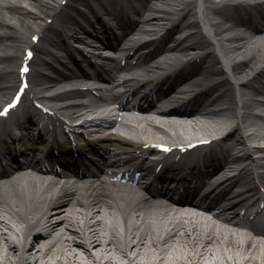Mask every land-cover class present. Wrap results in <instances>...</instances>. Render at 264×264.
I'll list each match as a JSON object with an SVG mask.
<instances>
[{
  "label": "bare ground",
  "instance_id": "obj_1",
  "mask_svg": "<svg viewBox=\"0 0 264 264\" xmlns=\"http://www.w3.org/2000/svg\"><path fill=\"white\" fill-rule=\"evenodd\" d=\"M107 1L106 14L116 19L114 1ZM77 4L92 8L89 0H0V63H5L0 65V102L19 79L11 64L23 62L25 55L17 51L33 46L36 53L58 59L45 44L68 49L59 41L60 29L70 40L84 43L77 38L80 27L74 15L86 16ZM141 5L135 10L139 22L122 38L120 48L136 51L138 67L147 73L159 74L180 63L191 70L184 95L194 86L202 88L200 95L216 92L212 107L189 117L164 115L160 124L167 130L162 125L160 130H173L171 137L182 141L227 132L222 140L238 143L230 169L243 176V187L263 190L264 20L259 18L264 17V2L147 0ZM237 12L261 23L252 27L227 17ZM90 17L94 32L101 20L96 14ZM170 22L175 23L169 40L179 36L180 41L160 51L164 54L141 52L148 46L144 35L168 29ZM32 60L30 91L57 114L90 125L93 118L85 114L93 106L78 98L85 93L68 89L74 78L46 73L50 62L40 55ZM199 60L208 63L201 66ZM247 61H254L252 67L242 69ZM226 172L224 167L220 174ZM146 199L141 191L102 178L78 187L31 171L12 173L0 181V264H264V238L248 234L233 220L217 217L220 221L215 222L206 214Z\"/></svg>",
  "mask_w": 264,
  "mask_h": 264
},
{
  "label": "rangeland",
  "instance_id": "obj_2",
  "mask_svg": "<svg viewBox=\"0 0 264 264\" xmlns=\"http://www.w3.org/2000/svg\"><path fill=\"white\" fill-rule=\"evenodd\" d=\"M17 53H18V55H20L21 53H22V49L20 50V51H17ZM255 61V60H254ZM253 61V62H254ZM253 62L252 61H247V62H245V63H242V65H241V67H242V69H249V68H251L252 66V64H253ZM3 66H5V63L4 62H2L1 63ZM11 69L13 70V75L15 76V74H16V70H17V68H18V62L17 63H13V64H11ZM241 69V70H242ZM1 104V103H0ZM160 135V134H159Z\"/></svg>",
  "mask_w": 264,
  "mask_h": 264
},
{
  "label": "snow or ice",
  "instance_id": "obj_3",
  "mask_svg": "<svg viewBox=\"0 0 264 264\" xmlns=\"http://www.w3.org/2000/svg\"><path fill=\"white\" fill-rule=\"evenodd\" d=\"M22 71H27V69H23Z\"/></svg>",
  "mask_w": 264,
  "mask_h": 264
}]
</instances>
